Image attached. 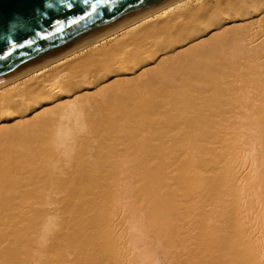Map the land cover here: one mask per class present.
<instances>
[{
    "label": "bare ground",
    "instance_id": "6f19581e",
    "mask_svg": "<svg viewBox=\"0 0 264 264\" xmlns=\"http://www.w3.org/2000/svg\"><path fill=\"white\" fill-rule=\"evenodd\" d=\"M0 264H264V0H168L0 83Z\"/></svg>",
    "mask_w": 264,
    "mask_h": 264
},
{
    "label": "water",
    "instance_id": "95a60500",
    "mask_svg": "<svg viewBox=\"0 0 264 264\" xmlns=\"http://www.w3.org/2000/svg\"><path fill=\"white\" fill-rule=\"evenodd\" d=\"M168 0H0V83Z\"/></svg>",
    "mask_w": 264,
    "mask_h": 264
},
{
    "label": "rangeland",
    "instance_id": "374dc122",
    "mask_svg": "<svg viewBox=\"0 0 264 264\" xmlns=\"http://www.w3.org/2000/svg\"><path fill=\"white\" fill-rule=\"evenodd\" d=\"M210 1V0H209ZM208 3V2H207ZM208 4H212L209 2ZM89 58V54L86 52H83L77 56H74L70 59H67L63 62H61L58 66L49 68L48 70L44 71L43 74L39 77H37L35 80H39L40 82H49L50 79L54 78L55 76L64 73H69L70 75L73 73V75L76 74V76H81L85 69H89L90 67L86 66V60ZM139 70V69H137ZM137 72V71H136ZM126 76H131V74H128ZM115 78V77H113ZM110 75L109 80L113 79ZM49 81H48V80ZM45 80V81H44ZM47 81V82H46ZM84 90H89V92L92 90L90 86H87L80 90V92ZM65 173V172H63ZM62 174V173H61ZM59 176V175H58Z\"/></svg>",
    "mask_w": 264,
    "mask_h": 264
}]
</instances>
